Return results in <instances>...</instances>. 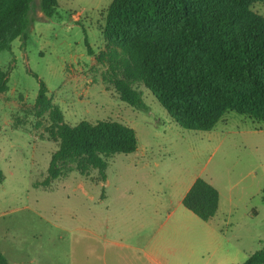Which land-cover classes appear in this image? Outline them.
<instances>
[{"label":"rangeland","instance_id":"obj_1","mask_svg":"<svg viewBox=\"0 0 264 264\" xmlns=\"http://www.w3.org/2000/svg\"><path fill=\"white\" fill-rule=\"evenodd\" d=\"M113 0H58L53 18L33 14L27 39L0 53V253L8 264H243L264 249V124L226 113L212 131L175 122L142 84L146 110L120 98L108 64L88 53L119 51L104 36ZM38 3V1H36ZM264 16V0L251 5ZM66 123L117 121L137 134L135 153L97 170L68 169L49 187L60 141L36 108L39 81ZM202 177L220 192L204 222L182 204ZM147 254H152L150 261Z\"/></svg>","mask_w":264,"mask_h":264},{"label":"trees","instance_id":"obj_2","mask_svg":"<svg viewBox=\"0 0 264 264\" xmlns=\"http://www.w3.org/2000/svg\"><path fill=\"white\" fill-rule=\"evenodd\" d=\"M38 1V3L36 2ZM262 0H113L104 36L119 51L88 53L108 64L107 78L123 102L146 110L144 85L182 128L212 131L228 112L264 124V16L251 5ZM58 0H0V53L26 40L35 12L53 18ZM36 108L48 113L50 133L60 141L52 155L49 187L68 169L85 175L97 170L106 182L107 159L138 149L133 128L117 121L65 122L59 106L48 97L40 80ZM8 73L0 70V94L7 91ZM4 180L0 170V181ZM264 204V188L262 190ZM183 206L204 222L217 214L220 192L198 177ZM0 264H8L0 253ZM243 264H264V249Z\"/></svg>","mask_w":264,"mask_h":264},{"label":"crops","instance_id":"obj_3","mask_svg":"<svg viewBox=\"0 0 264 264\" xmlns=\"http://www.w3.org/2000/svg\"><path fill=\"white\" fill-rule=\"evenodd\" d=\"M196 180V179H195ZM194 180V181H195ZM194 181L187 187V189L185 190V192H184V195L182 196V201H183V199H184V197H185V195L187 194V192L189 191V189L191 188V186H192V184L194 183ZM219 206H220V204H219ZM219 211V210H218ZM218 213V212H217ZM217 215V214H216ZM213 220V219H212ZM211 222V221H210ZM147 258H149V260L150 261H152V260H154V257L152 256V254H147Z\"/></svg>","mask_w":264,"mask_h":264}]
</instances>
